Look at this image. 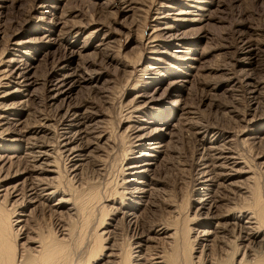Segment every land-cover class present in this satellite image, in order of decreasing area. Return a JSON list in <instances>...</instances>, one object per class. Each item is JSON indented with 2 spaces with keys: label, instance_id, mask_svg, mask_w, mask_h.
I'll list each match as a JSON object with an SVG mask.
<instances>
[{
  "label": "rangeland",
  "instance_id": "1",
  "mask_svg": "<svg viewBox=\"0 0 264 264\" xmlns=\"http://www.w3.org/2000/svg\"><path fill=\"white\" fill-rule=\"evenodd\" d=\"M200 1L209 3L206 7L197 3L204 7L203 12L200 13V15L205 14L202 21L176 24L178 26L176 29L164 32L166 30L163 28L166 25L174 23L172 18L175 13L189 10V7L185 6L188 4L185 0H0V105H14V109L17 110L15 111L17 115L11 117L14 125L8 128L14 133L4 136L2 132L6 126H0L2 130L0 148L13 147L14 151L26 153V147L30 142L43 143V146L47 144L52 154L47 163H58L57 165L52 164V167L58 166V169L55 168L61 173H58L62 178V181H59L63 182L61 187L65 186L62 189L66 190V193L68 191L71 196L75 195L77 190L86 187L99 189L101 201L96 204L99 206L96 207L97 211H94L95 215L93 214L91 226L94 224V227L92 229L96 228V232L99 233L111 229L110 227L114 225L116 235L113 240L122 244L121 247H124L123 243L125 245L128 242L125 248L130 246L129 249L133 248L132 252L136 250L134 249L135 243L140 240L145 246L143 237L146 232L143 229L133 232L125 221L120 220L119 214L113 216L112 212L109 213V215L112 214L108 215L109 218H105L103 225L97 226L101 217L100 207L106 204L112 207L111 203L104 202V197L115 193V190L116 192L122 191V188L134 186L129 181H133L137 176L128 174L125 177V173L128 172L124 170L135 162L133 151L137 149L130 144L132 132L128 127L137 124L138 118L142 119L141 123L150 122L149 126L157 133H159V128L162 130L163 125L169 126L167 131L175 136L174 140L167 138L168 146L171 148L168 155L172 157L175 167L170 165L169 170L164 169L159 173L160 175H155L158 181L155 183L158 206L153 221L162 225L172 224L173 231L180 230L178 235L182 232L189 234L185 235L188 238L184 236L188 244H190L189 241H195L193 238L195 233L190 232L191 229L199 231L204 229H201L204 220L211 214L207 211L208 209H203L202 214L197 211L202 193L197 183L196 168L198 163L200 164L198 159L203 152L201 143L209 140H214L213 146L234 148L242 164L237 167L239 174L232 177L234 185L230 189L214 185L208 191L207 196L211 198L210 200L218 201L213 211L231 212L235 217L239 214L240 207L242 211L252 210L254 213L261 209L264 210L260 205L262 202L264 206V170L262 169L264 166L261 165L264 161V118H262L263 121L260 120L261 114H264V98H262L264 97V0ZM60 20L64 21L67 26L61 25ZM57 24L60 25L57 26ZM70 29H75L80 33L71 34ZM65 32L67 35H64ZM152 35L156 36L155 41L157 42H151ZM248 42L252 43L253 47L249 50H253L256 58L250 65L240 63L242 58H246L248 52L245 51H249L246 48L249 46ZM100 44L101 46H98ZM73 51L81 52V56L72 60ZM178 51L187 52V55L183 56ZM149 57H155V62L149 60ZM185 57L188 59L186 60ZM197 57L201 58L200 67L197 73L190 75L191 69L188 71V68L198 67L197 62L192 60ZM31 65L33 68L29 74L36 84L29 87L31 96H28L29 92H23V89L10 81L18 80L17 68L26 66L30 68ZM183 73L190 74L186 76ZM2 74L7 77L4 78ZM68 74L73 77L82 76L84 79L93 74L91 77L93 76L96 80L94 84L83 81L76 85L73 94L65 101L61 99L50 101L48 99L49 84ZM13 76L14 79H12ZM185 80L188 82H181ZM204 80L214 85L217 84L216 89L205 88L202 84ZM176 83L185 85L184 92L180 93L181 97L173 87ZM248 84L257 85L260 91L257 94L259 95L258 106L253 104V98L247 92ZM9 93L12 94L6 99L5 95ZM69 106L73 107L75 114L83 118L82 121L85 123L81 124L80 128L83 129L86 125L91 126L89 141L91 145L87 152L91 153L89 156L91 162L85 163L84 171L80 174L82 177L77 178L80 185L76 184L75 178L70 180L71 176L68 173L70 162L66 160V156L56 154L59 149L57 145L62 141L64 114ZM252 119L254 120L249 122ZM184 124L186 128L189 125L197 126L200 133L196 136L197 138L194 137L193 132L185 128ZM78 130L77 127L75 131L79 132ZM243 130L246 136L244 133L241 134ZM128 149L132 150L131 153ZM38 150L40 149L35 151ZM52 151H55V154ZM126 152L127 155H125ZM96 157L100 160L98 161ZM104 158H108V161L104 162L106 161ZM32 162L31 160L30 166ZM95 163L98 166L101 163L103 167L107 166L108 170L102 167L104 177H100V173L95 171L99 168ZM124 178L128 183L124 182L122 185ZM83 182L86 183L85 186L82 185ZM2 183L0 182V186L5 184ZM218 183L225 185L223 179H220ZM69 185L73 187H69L68 190ZM250 188L253 192L257 190L260 193L259 207L261 209L258 207L259 211L254 209L257 207L254 199L251 200L250 193L253 192ZM98 189H96L97 192ZM75 190L76 192H73ZM216 190H220L221 198L215 192ZM237 194L245 197L239 196V199ZM119 197L121 199L117 197L116 203L117 201L123 202L127 195ZM245 202L249 207H246ZM5 208L9 209V205L6 204ZM228 209L234 210L232 212ZM183 227L184 229L186 227L185 231ZM96 232L94 229L93 234ZM237 233L238 231L234 235L237 236ZM234 235L229 236L231 238V236L235 237ZM89 239L84 238L77 243L78 246L80 243L84 244L80 246L84 261L86 260L85 250L87 253L90 245L94 244V238ZM129 241L131 245H128ZM176 241L179 245L174 244L175 240L170 244L162 239L154 243L151 241L146 251L141 249L142 256L135 258L133 255L129 263L134 264L138 261L140 264H151L152 252H160L161 256L168 260V264H179L180 262L181 264L202 262V264H209L208 261L211 258L209 255L216 253L219 256L217 248L216 250L210 247L208 250L202 249L203 243L200 239H196L195 243L193 242L194 245L190 244L194 246L192 253L187 250L190 246L185 245V247L183 244L186 243L181 242L180 238ZM88 242L92 243L89 245ZM236 242L233 246L238 245L239 241ZM180 244L183 248L178 255V250L182 247ZM104 246L107 247L109 244H104ZM170 246L175 247V252L173 248L169 250ZM164 252L168 253H165L168 257H165V254L162 255ZM103 253H106L105 250ZM205 254H208L207 258ZM169 257L172 258L169 259ZM188 259L189 262H187ZM101 260H97L94 264L102 263Z\"/></svg>",
  "mask_w": 264,
  "mask_h": 264
},
{
  "label": "bare ground",
  "instance_id": "2",
  "mask_svg": "<svg viewBox=\"0 0 264 264\" xmlns=\"http://www.w3.org/2000/svg\"><path fill=\"white\" fill-rule=\"evenodd\" d=\"M185 1L188 3L185 6L189 7L190 11L186 9L184 11L178 12L177 14L175 13V15L172 18V22L174 23L171 25L169 24L166 25L163 28V30H166L164 32H170V30L173 28L176 29V27H178L176 26V24L183 25L186 23H196V22H200L203 20V17L205 14L200 15V13L203 12L204 10L203 6L206 7L208 6L209 3L201 2L200 0H185ZM197 3L203 4V6L197 5ZM60 22L62 23V24L60 23L61 25L67 26L64 21L60 20ZM60 24H57V26H59ZM71 29H70L71 34L77 35L80 33V32H77L75 29L73 30ZM66 32L64 33V35H67ZM150 39H152L151 41L152 43L157 42L155 41L156 36L154 35H152ZM248 45L249 46L246 47L248 50L250 47H253L252 43L248 42ZM98 46H101V44ZM151 48L154 49L155 47H151ZM152 52H155V51H152ZM245 52H248L246 54V58L244 59L242 58L243 60L241 59L240 63L248 64V65L254 63L256 58L254 57L253 50L250 49L249 51H245ZM178 53H181L183 56L187 55V52L185 53L184 51H178ZM72 54H73V57L71 56L72 60L78 58V56H81V52L79 53L78 51H73ZM185 58L186 60L188 59V57H185ZM149 60L155 62L156 58L149 57ZM192 60L197 62L196 65H198V67L191 66V68H188V71L191 69L190 70L191 74L183 73L186 76H188L189 74L192 75L194 72L197 73L200 67V61H201L200 57L199 58L197 57L195 59L192 58ZM9 63H12V62L9 61ZM27 67L28 66L17 68L16 70L19 73L18 80L16 82H14V80H12L13 82L10 81L11 83L13 84L15 83L16 85H18L19 88L23 89L22 90L23 92H29V87L32 84H36L33 81V79H31V76L29 74L33 66L31 65L30 68H27ZM5 71L6 70H4V72ZM87 74L88 73H86V75ZM91 75L85 79L82 78V76L75 75L73 77V75H70V74L63 75L62 78H57L55 82H51L48 86V90H49L48 99L50 101H55L58 99L65 101L73 94L76 88V85H79L83 81L88 82L90 84H94V81L96 79L93 76L91 77ZM5 76L6 75H4V78ZM12 79H14V76ZM181 82L186 83L188 82V80L181 81ZM202 84L204 85L205 88H208V89L211 88L212 90L216 89L217 87V84L214 85L210 81H206V80H204ZM173 87L174 89L176 88L175 92L179 94L178 95L179 97H181L180 93L184 92L185 85L176 83ZM247 92L251 94L253 98V101H252L253 104H256L258 106V103H259L258 96L259 95L257 96V94H259L260 91L258 90L257 85L248 84ZM10 94L12 93L5 95V98L7 99L10 96ZM28 96H31L30 92ZM14 108H15L14 105H10V106L3 105L0 107V126H3V127L6 126L5 129H3L4 131L2 132L4 136H9V134L14 133L10 129H8L14 125L13 123L14 121L11 119V117H14L17 115V113L15 112L17 110ZM70 108L71 107L69 106L67 111L65 110L66 111L64 114L65 116L64 118L62 117L63 118V122H62L63 129H62V137H61L62 141L57 145L59 149H57L56 154H61L62 156L63 155L66 156L65 157L67 158L66 160L70 162L69 172L67 171L71 176L70 180L75 178L74 181L76 182V184L78 183L80 185L77 178L78 176H81L80 175L81 173H83L84 171L83 166H85V163L90 161L89 156L91 153H87V152L89 151L88 148L91 145L89 142L90 135H91L90 134L91 126L89 127L86 125L85 128L84 127L83 129L80 128V125L84 124L85 122L83 123L82 121L83 118L80 115L75 114L73 107L71 109ZM261 113H259V115ZM260 118H261L260 120L263 121L264 119L262 120V118H264V114L263 115L261 114ZM138 119L139 120L136 121L137 124L128 127L129 130L131 129V132H132L130 144L133 145L132 146L133 148L137 149L135 150L136 152L133 151L135 155L133 156V159L135 160V162H133L131 166L130 165L127 166L126 170H124L125 172H128L127 174L124 172L125 177L128 174L137 176L135 177L133 181H129V183L134 184V186L133 187L127 186V188H122V191L116 192L115 190V193H112V194L110 193L108 194V196L104 197V202L111 203L112 207H109L110 206L109 204L108 205L106 204L100 207L101 217L99 219V224L97 227H99V225H103L105 223V218H109V216L112 215V214L109 215V213L112 212L113 216H115L116 214H119L120 220L125 221V223L133 230V232L135 230L140 231L141 229H143L144 232H146V235L143 237V243L145 246L141 244L142 240H140L139 242L135 243L134 249L136 250L133 252L131 251L133 248L129 249L130 246L125 248V245L128 242H126L125 245L123 243L124 247H121L120 245L122 244L118 243L116 240L115 241L113 240L114 235H116V232L114 231L116 230L114 225L110 227L111 229H106L105 231L103 232L100 231L99 233L98 231L96 232V228H94L96 232V234L94 233L95 234V237H94L93 236L94 229H92V227H94V224L93 226L91 225L93 222L94 211L95 210L97 211L96 207L99 206L96 204L101 201L99 189L96 188L98 189V192H97L95 188L86 187L87 189L83 188L84 190L80 189L79 191L77 190V192L76 190L73 191V192H76L75 195L77 194V196L73 194L70 196L68 191L66 193V190L62 189L64 185H62L61 187V184L63 183V182L61 183L62 181L61 180L62 178L60 176L61 173L60 171H57L58 166H55L58 163L57 164H55V162L47 163L48 158L52 156V154H50V147L46 146L47 144L43 146L42 142H41L42 144L30 142L28 143V146L26 147L27 148L25 150L26 153L14 151L15 149L13 147H11L12 149L10 147L0 148V182L5 183L3 186H0V194H1L0 195V264H94L97 260L99 259L101 260V258H102L101 260L102 263L98 262L96 264H130L129 262L131 261L129 260L131 259V257L133 255H135L133 256L135 258L141 257L142 256L141 249H144L143 251H146L150 247L148 245H149V242L151 241L154 243V241H157V240L159 241L162 239V240H166V243L170 244V243H173V241L175 240L174 244L177 243L179 245V242H177L176 240L179 241V238H180L181 242L182 241L185 243L188 242L185 238H188L186 236L189 234L186 235L184 232H182L184 234L181 233L183 236L181 238V234L178 235L179 233L178 231L180 230L173 231V229H171L172 224L167 223V225L166 224L162 225L161 223L157 221H156L157 223L153 221V218L155 216V212L158 206L157 199H156L157 192H156V184H155L158 181H156L155 175L157 176V174L161 173L164 169H166V171L169 170L170 165H172L173 168L175 167L173 165L172 157L168 155V152L171 149L168 146L169 140L171 139L174 140L173 137L175 136H173L170 132L167 131L169 126L163 125L162 130L161 128H159L158 129L159 133H157L155 132V130H152L151 127L149 126V124H151L150 122L144 124V123H141L143 121L140 122V120L142 119L140 118ZM253 120L254 119L249 120V122H252ZM184 123L186 124V122ZM77 127L79 128L78 130L79 132L75 131ZM185 128H186V125H185ZM186 129L189 130L190 132H193V135L195 138H197L196 136L200 134L198 132L199 130L197 126L189 125L188 128ZM1 131L2 130H0V132ZM243 133L246 136L245 130L241 132V134ZM241 134L240 136H242ZM167 138L169 139L168 141H167ZM213 142L214 140L213 141L209 140L208 142L202 141L201 148L203 152L202 154L199 152L201 154V157L198 159V161H200V164L198 163L197 168H196L197 183L199 187H201L199 189L202 193L201 194L202 198L200 199L198 203L199 207L197 211L199 212V214H202V211H204L203 209L205 210L208 209L207 211H209V213L212 216L210 215V217L207 216L205 218L204 223H203L204 225L203 226L201 225L202 226L201 229L204 228L202 231L193 230L194 229L193 228L190 230V232L193 231L195 233L193 237L195 238V241L196 239L201 240V242L203 243L202 249L208 250V247H210L214 250H216L217 248V252L219 250V256L216 255V253H214L213 255L212 254L209 255L211 257L208 261L209 264H264V214H263L264 210H262L259 207V202H260L259 191L256 190L253 192L252 188H250L251 191L253 192V193H250L251 200L254 199L255 206L257 207V208L254 207V209H257V211L261 209L257 213L252 212V210L242 211L241 210L242 207H240L241 209L237 207L242 212L238 211L239 210L238 209L237 211L239 212V214L236 215L235 217L233 216L231 212L222 213L220 211L219 212L213 211V208H216L215 204L218 201L215 199L210 200L211 198L207 196L208 191H210L212 189V186L214 185L219 186V188L221 186V187H226L230 189V187L234 185L232 177H234V175L238 173L237 167L239 166V164H241L237 158V154L234 148L224 147V146L223 147L213 146L214 145ZM55 144L56 143H54V146H56ZM97 145L99 144L97 143ZM37 149H40V150L35 151ZM131 151L129 150L128 152L131 153ZM54 152L55 151H52V153ZM125 155H127V152L125 153ZM129 155H132V154H129ZM96 159L98 160V157H96ZM105 159L106 158H104V160ZM31 160L33 161L32 162L33 164L30 166L29 163H31ZM104 160H102V162ZM94 161L96 162L95 159ZM107 161H108V158L104 162H107ZM52 164H55L54 166L57 169L55 167H52ZM95 164L97 165V163ZM101 164L99 166L97 165V167L99 168H96L97 170L95 171L100 173L99 174L100 177H104L105 175L103 176V168L106 167L107 169V166L104 165L105 167H103V163ZM261 165L264 166V161L261 163ZM106 169L104 170L107 172L108 169L107 170ZM262 169L264 170V167ZM148 177H150L151 179L148 180L147 179ZM220 179H223L225 181V185L218 183ZM66 181L68 182L69 178ZM84 182L82 185L86 184ZM124 182L126 184L128 183L125 178L123 179V183L121 184L123 185ZM71 183H74V182H71ZM253 183L254 182H252V184ZM109 185L110 184H108V186ZM108 186H107V190H108ZM69 187L71 186L70 185L68 186V190H69ZM243 188L245 187L243 186ZM259 188L261 187L259 186ZM81 190L83 191L80 192ZM215 192L218 194V196H220L221 194L220 190H216ZM125 194L127 195V197L124 198L123 202L117 201L116 203L115 199L117 197L118 199L119 198L121 199V197L119 196L123 197V195ZM239 196H242V194L238 195V197ZM242 197H245V196H242ZM248 197L246 200H248ZM233 199H236V198L233 197ZM263 201H264V198H263ZM247 202H245L246 207L248 206ZM232 203L234 202L232 201ZM6 204L9 205V209L5 208ZM260 205L264 209L262 202ZM258 207L260 209H258ZM108 208H111V209H108ZM231 210L233 212L234 209H230L229 211ZM210 228L213 230H207ZM49 230H52V231H49ZM46 231L47 232L49 231V232L47 233ZM187 231L189 232V230ZM236 231H238V233L236 234L237 236L234 235ZM151 234L155 236L151 237L150 236ZM230 234L234 235L235 237L231 236V238H233L231 239L229 236ZM86 235L87 236L91 235V236L84 237ZM92 236L94 238V242L92 241L94 244L90 245L89 243H92V242H88V244L90 245V248L87 245L89 249L87 250V253L85 250V257H86L85 258L86 262H85L84 260H82L84 256H82V253H81L82 250H80L81 248L80 246L82 243H80V246H78L77 243H79V241L83 240L84 238L85 239L90 238L89 240H92L93 239V238L91 239ZM110 239L112 240L110 241ZM195 241L193 242L195 243ZM236 241H239L238 245H236L237 244ZM129 242L130 244L128 245H131V241ZM189 242L191 245L193 244V242L191 241ZM235 242H236L235 244L236 246L235 245L233 246ZM104 244H109V246L105 247ZM174 244L172 246H174ZM190 244L186 243L183 245L190 246ZM183 245H181L182 247L180 246L181 247L180 249L178 248L179 249L178 255H180V250L183 248ZM176 246L177 245H175V247ZM175 247L174 248L171 247L169 250H172L173 248V251H174ZM193 247L190 246V249L188 247H187L188 249L187 248L185 249H187L188 251L190 250L189 252L192 253L194 250ZM83 248H85V246H83ZM191 248H192V251H191ZM185 249L183 250L186 251ZM104 250L106 253H103ZM173 251H171L172 257H174ZM184 251H182L183 252L182 254H184ZM167 252L162 253V255H164ZM155 253H158V254H155ZM155 253L152 252L150 255L151 264H168L169 263L166 258L161 256L160 252H155ZM164 256L166 257L167 255L165 254ZM205 257L207 258L208 254H205ZM171 258L169 257V259ZM183 259H184V256H183ZM197 259L199 258L197 257ZM189 261L190 260L188 259L187 262ZM196 262L198 263V260ZM134 264H140V262L136 261V263ZM174 264H178V263H174ZM179 264H181V262Z\"/></svg>",
  "mask_w": 264,
  "mask_h": 264
}]
</instances>
